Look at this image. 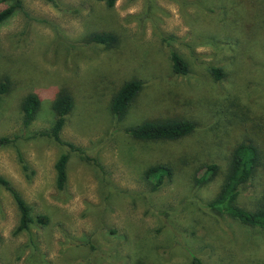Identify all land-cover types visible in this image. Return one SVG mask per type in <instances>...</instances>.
<instances>
[{
  "label": "rangeland",
  "instance_id": "obj_1",
  "mask_svg": "<svg viewBox=\"0 0 264 264\" xmlns=\"http://www.w3.org/2000/svg\"><path fill=\"white\" fill-rule=\"evenodd\" d=\"M0 26V177L31 206L34 223L15 233L19 211L0 183V264H264V230L217 215L205 204L217 193L232 149L252 141L261 164L239 205L253 208L264 190V0H22ZM5 3H0V8ZM110 32L117 44L92 43ZM188 65L172 71L170 51ZM211 66L224 76L214 79ZM142 88L122 118L109 103L119 87ZM73 106L60 144L49 129L60 92ZM41 99L23 123L21 102ZM194 121L176 140H139L128 127L155 118ZM68 154L67 180L56 186L54 164ZM172 167L152 190L143 171ZM217 175L198 185L203 167Z\"/></svg>",
  "mask_w": 264,
  "mask_h": 264
},
{
  "label": "trees",
  "instance_id": "obj_2",
  "mask_svg": "<svg viewBox=\"0 0 264 264\" xmlns=\"http://www.w3.org/2000/svg\"><path fill=\"white\" fill-rule=\"evenodd\" d=\"M50 1V0H48ZM103 2L108 8L114 7L116 0H97ZM5 3L0 8V26L11 18L17 11L23 8L22 0H0ZM92 43L103 45L105 48L113 47L117 44V37L110 32L92 34ZM172 71L175 74L185 75L188 65L183 57L175 50L170 51ZM209 72L214 79L224 76L221 68L211 66ZM8 79L0 80V95L9 90ZM142 88L139 79L126 80L112 96L109 103L111 114L117 118H122L131 102L135 99ZM41 99L34 93L27 94L21 102L23 123L29 125L40 108ZM73 106V100L69 93L60 92L52 102L53 120L49 129L40 131L39 135L53 138L56 142L74 148L73 144L64 142L60 137V132L65 124L66 115L69 114ZM196 124L194 121L178 117L155 118L144 121L136 126L128 127L125 131L132 137L145 140H176L186 137L194 132ZM7 137H0V145L8 143ZM261 151L252 141L240 142L231 151L222 182L217 193L208 201L205 206L217 215H226L239 223L251 227H258L264 230V190L260 194L253 208L241 207L238 198L243 187L253 177L255 171L261 164ZM68 154L61 153L55 164L56 186L62 189L67 180ZM203 167V174L196 177L195 182L200 185L212 180L218 173V166L214 163ZM173 170L169 164L155 163L143 171V176L152 190H156L164 183L166 177L172 176ZM0 183L11 193L19 211V222L15 228V233L29 231L34 223L46 225L48 217L43 214L33 216L31 206L21 197L19 192L10 183L0 177ZM191 264H203V261L192 255Z\"/></svg>",
  "mask_w": 264,
  "mask_h": 264
}]
</instances>
